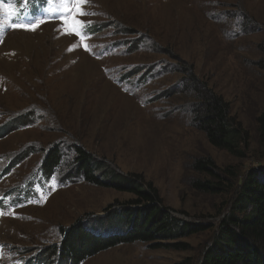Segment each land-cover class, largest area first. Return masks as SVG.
Here are the masks:
<instances>
[{
  "label": "rangeland",
  "instance_id": "obj_1",
  "mask_svg": "<svg viewBox=\"0 0 264 264\" xmlns=\"http://www.w3.org/2000/svg\"><path fill=\"white\" fill-rule=\"evenodd\" d=\"M65 3L44 10L36 30L0 38V264H73L50 250L79 222L102 237L129 231L135 197L85 182L77 148L99 180L139 176L174 218L210 227L115 245L79 264H198L246 173L264 166V0H85L82 10L92 15L78 19L93 27L90 37L81 33L84 42L48 23ZM191 86L229 106L246 132L245 158L214 148L196 128L203 88ZM52 150L59 164L47 174ZM198 160H210L227 187L195 190V182L214 180L194 170Z\"/></svg>",
  "mask_w": 264,
  "mask_h": 264
},
{
  "label": "trees",
  "instance_id": "obj_2",
  "mask_svg": "<svg viewBox=\"0 0 264 264\" xmlns=\"http://www.w3.org/2000/svg\"><path fill=\"white\" fill-rule=\"evenodd\" d=\"M195 87L191 86L192 89L198 88V91L203 88L198 93V101L194 106L196 128L205 135L214 148L224 150L234 157L245 158L248 147L246 132L241 124L231 117L229 106L222 98L213 95L205 87ZM258 122L259 144L264 158V112ZM75 153L77 170L82 174L85 182L101 187L113 185L118 190L132 194L135 200H132L130 204L135 209L129 210L126 219L130 225L129 231L120 236L93 235L81 222L74 224L70 231L63 230L60 247L50 250L51 257L60 256L61 260L68 258L73 264H79L115 245L135 242L155 243L158 240L170 239L178 233L192 235L210 228L205 225H192L174 218L168 208L161 206L162 202L157 190L139 176L137 181L130 182L126 176L123 177L124 181L119 178H117L118 181L115 178L109 181L99 180L95 173L97 167L91 164L89 155L80 148H77ZM58 164V151L52 150L46 156L42 166L49 174ZM210 167H213L210 160L195 162V171L209 173L214 178L211 183L195 182L193 184L195 190L213 193L219 190V186L227 187L218 176L213 174ZM225 172L233 180L237 177L236 172L228 169ZM236 190L238 191L235 197L230 201L229 212L219 222L198 264H264V166H261L259 170L250 169ZM94 226L99 225L94 224ZM160 247L161 244L156 243L152 248ZM173 248L186 249L182 244H174ZM174 264H193V260L185 258Z\"/></svg>",
  "mask_w": 264,
  "mask_h": 264
},
{
  "label": "snow or ice",
  "instance_id": "obj_3",
  "mask_svg": "<svg viewBox=\"0 0 264 264\" xmlns=\"http://www.w3.org/2000/svg\"><path fill=\"white\" fill-rule=\"evenodd\" d=\"M27 3V0H25ZM85 3V0H67V3L64 5V11L60 16V19L63 20L64 28L67 29V34L72 35L75 33L77 36H80L83 33L85 36L89 31H91V22H84L78 19L79 16L92 15L87 11L82 10V5ZM0 10H3L6 15H15V10L12 8L10 4H5L4 0H0ZM19 19V17H17ZM44 20H40L38 22L27 24V23H18L12 24L13 28H24L26 30H36L39 27V24L44 23ZM58 31H60L58 29ZM75 47V46H73ZM85 47H89V45H85ZM72 49L70 48L69 51Z\"/></svg>",
  "mask_w": 264,
  "mask_h": 264
},
{
  "label": "bare ground",
  "instance_id": "obj_4",
  "mask_svg": "<svg viewBox=\"0 0 264 264\" xmlns=\"http://www.w3.org/2000/svg\"><path fill=\"white\" fill-rule=\"evenodd\" d=\"M70 156V155H69Z\"/></svg>",
  "mask_w": 264,
  "mask_h": 264
}]
</instances>
